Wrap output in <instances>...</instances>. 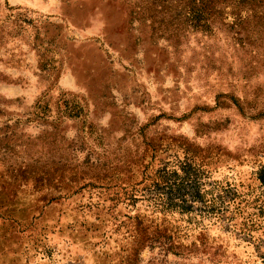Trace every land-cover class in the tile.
Here are the masks:
<instances>
[{
    "label": "rangeland",
    "instance_id": "obj_1",
    "mask_svg": "<svg viewBox=\"0 0 264 264\" xmlns=\"http://www.w3.org/2000/svg\"><path fill=\"white\" fill-rule=\"evenodd\" d=\"M203 4L0 0V264H264V30Z\"/></svg>",
    "mask_w": 264,
    "mask_h": 264
},
{
    "label": "trees",
    "instance_id": "obj_2",
    "mask_svg": "<svg viewBox=\"0 0 264 264\" xmlns=\"http://www.w3.org/2000/svg\"><path fill=\"white\" fill-rule=\"evenodd\" d=\"M193 2L202 1L206 6H210L213 9H215L216 14L220 13L222 15H233V13H238L237 10H240V15L238 17H234L233 21L235 23H239L241 17L245 19L250 26L251 24H258L263 27L264 30V0H192ZM209 2H213L212 4L208 5ZM242 4V5H241ZM241 5V7H240ZM14 9H20L19 7H16ZM232 10V11H228ZM22 10L18 11L16 19V24L19 27V32L22 31V29H25L23 24L26 22L27 24H33V19H30L28 15L24 12H21ZM243 11V12H242ZM188 14L194 13L197 14H203V11L199 8H189L186 10ZM5 30L3 28H0V40L2 38V33ZM43 70H52L55 67L51 65L48 61H44L42 64Z\"/></svg>",
    "mask_w": 264,
    "mask_h": 264
}]
</instances>
